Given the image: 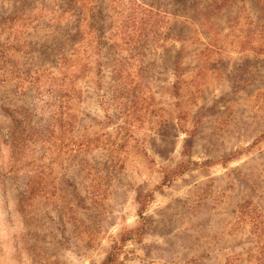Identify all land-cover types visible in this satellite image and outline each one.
Listing matches in <instances>:
<instances>
[{"label":"rangeland","instance_id":"1","mask_svg":"<svg viewBox=\"0 0 264 264\" xmlns=\"http://www.w3.org/2000/svg\"><path fill=\"white\" fill-rule=\"evenodd\" d=\"M231 2L179 33L178 68L187 23L167 15L139 64L121 53L128 77L89 64L53 99L58 4L30 30L32 0H0V18L18 14L0 29V264H99L112 248L118 264H264V36L256 6Z\"/></svg>","mask_w":264,"mask_h":264},{"label":"trees","instance_id":"2","mask_svg":"<svg viewBox=\"0 0 264 264\" xmlns=\"http://www.w3.org/2000/svg\"><path fill=\"white\" fill-rule=\"evenodd\" d=\"M37 1L38 0H32L31 3V8L33 10L29 12L30 27L28 29L34 30L35 24L37 25L44 17L42 12L44 10L49 12L46 6L50 5L49 3L51 2H53V4H58L62 18L61 21L58 22V24H54L55 26L53 25L54 27L52 28V31L55 28L59 29L58 33L61 35V41H51L47 45L50 52L47 54L55 59L52 63L55 64V62L58 61L60 64L59 68L56 70L58 76H60V70L61 77H51L50 73L48 77L49 84L47 85V92L55 93L56 97H53V99L63 96L69 97L70 92L68 88L64 89L63 93L57 94V87L62 85L64 87L66 85L67 87L72 71H74V73L76 72V75L78 72H81L83 75L90 72L89 64H108L110 62L119 65L129 64L128 61L124 60L122 57L121 53L123 52H128L130 55L132 54L130 59H133L135 64H139V58L142 57V53H140V48L142 47L140 46V41L147 35L144 34V30L149 31L150 28H152L153 31L156 30L160 23L162 24L167 21V15H171L174 19L187 23L186 27H183L184 30L180 26L177 34H175V42L179 43V45L174 51L175 56H172L171 64H173L174 69L178 68L179 64H181L190 52L186 48V42L189 38L179 33L185 34L184 31H190L189 26L194 24L199 28L200 33L204 34L206 27H212L214 17H218L226 4L233 3L235 5L236 3L231 2L232 0H163L165 6L162 7L164 8L158 9L156 6L154 7L144 2V0H44L41 7H38ZM241 1L244 4L249 3L252 6H256L258 15L257 20L253 22L255 23V29L258 30L257 37L260 38L264 36V19L261 17V15H264V0ZM169 7H173L172 12H167V8ZM108 8L114 12V15ZM115 8H118V10H115ZM138 9L142 10L143 13L139 15ZM189 13L192 15L190 16ZM13 15L0 18L1 30L13 27V22L16 20L18 14L14 17ZM237 18L238 17L235 19L233 18L229 24V28L236 25L235 21H237ZM43 21L44 20L41 22ZM46 24H48V22ZM52 31L50 29L49 34ZM106 31H109V34L112 37L118 38V40L111 39L110 36L106 35ZM110 39L112 42H110ZM57 46H59V50L60 46L62 47L58 54L56 49ZM194 52L200 54V56H198L201 59L202 56L206 58L207 47L203 48L201 51L197 49ZM105 56H107L108 60ZM219 63L220 61L218 60L217 64ZM121 66L122 65H120V69H113L115 72H119V80L129 76L128 69L125 67L122 68ZM176 78L177 84H180L183 78L180 77V74H176ZM119 96H123L122 93H119ZM63 102L64 100H62V103ZM60 126L62 129L65 128V125ZM183 147L186 149L187 141L184 143ZM72 157L75 158L76 156ZM77 165L81 167L82 162H79ZM38 178L39 177L36 176L35 180H38ZM36 184H38V182H28L25 185L27 187L26 190L28 191L34 188ZM73 191H75V188H73ZM76 206L78 207V204H76ZM80 208L85 211L89 209V207L86 206H80ZM99 264H118L117 252L114 248L106 253L104 259Z\"/></svg>","mask_w":264,"mask_h":264}]
</instances>
